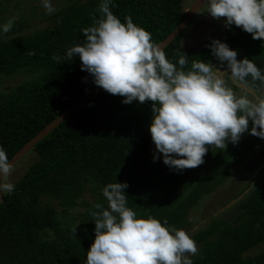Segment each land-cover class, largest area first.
Wrapping results in <instances>:
<instances>
[{
	"label": "trees",
	"instance_id": "trees-1",
	"mask_svg": "<svg viewBox=\"0 0 264 264\" xmlns=\"http://www.w3.org/2000/svg\"><path fill=\"white\" fill-rule=\"evenodd\" d=\"M53 2V13L41 11L50 28L24 34L26 27L16 23L0 34V89L2 78H23L12 91L0 92V146L9 160L97 88L81 70L78 57L72 61L63 57L68 48L83 43L81 30L100 18V0ZM184 2L113 0L110 10L122 23L131 17L159 44L184 19ZM219 40L237 51V60L248 58L264 71V42L234 25L224 27ZM180 51L189 57V65L193 60H215L208 47L189 55L181 46V35L164 50L173 63ZM53 55L61 59L53 60ZM229 86L238 93L237 85L229 82ZM262 89L264 85L255 81L246 90ZM122 99L105 91L25 155L37 159L14 184L15 190L0 198V264H85L94 240L89 213L96 203L106 206L101 189L115 181L127 182V207L139 217L167 220L168 226L185 230L192 209L226 180L232 162L241 163L245 145L262 142L246 131L243 140L228 143L223 151L206 146L209 151L196 168L173 171L152 159L148 136L152 102L123 104ZM206 164L212 168L201 172ZM209 221L192 238L198 247L193 264H264V251L247 255L264 243V182L229 221Z\"/></svg>",
	"mask_w": 264,
	"mask_h": 264
},
{
	"label": "clouds",
	"instance_id": "clouds-1",
	"mask_svg": "<svg viewBox=\"0 0 264 264\" xmlns=\"http://www.w3.org/2000/svg\"><path fill=\"white\" fill-rule=\"evenodd\" d=\"M41 3L47 13L55 11L51 0ZM110 5L114 6L113 0H100V18L81 30L83 43L68 48L63 58L78 57L92 83L123 97V104L152 102L148 131L154 162L159 154L165 166L179 172L201 165L209 151L206 146L223 151L246 131L264 140V91L249 95L229 86L231 82L243 90L255 81L264 85V71L248 58L237 60V51L216 39L206 46L220 66L226 64L225 71L200 59L189 65V57L181 51L173 63L152 42L150 32L131 17L122 23ZM204 6L213 19L224 18L226 29L234 25L264 42V0H206ZM13 23L9 19L0 24V34L8 33ZM10 162L0 146V193L15 190L8 179ZM127 187V182L115 181L101 189L106 206L96 203L89 213L94 240L85 264H193L198 247L191 234L168 226L167 220L139 217L127 207Z\"/></svg>",
	"mask_w": 264,
	"mask_h": 264
},
{
	"label": "rangeland",
	"instance_id": "rangeland-1",
	"mask_svg": "<svg viewBox=\"0 0 264 264\" xmlns=\"http://www.w3.org/2000/svg\"><path fill=\"white\" fill-rule=\"evenodd\" d=\"M61 5L66 0H60ZM194 0H185L183 9L188 11ZM60 2V3H61ZM52 6L55 4L51 0ZM31 4V6H30ZM35 8V10L33 9ZM41 11H46L42 6L41 0H9L4 2L0 0V24L13 19L14 23H19L25 26L24 34H31L35 31H40L44 28H50V22H43ZM224 18L213 19L206 12V7L203 8L197 17L187 26L181 34V46L189 55H194L211 43L212 39L219 40L222 32H224ZM221 71L226 70V64L220 66V62L216 59L211 63ZM221 74V73H218ZM23 81L22 76L2 78V94L12 91ZM246 91L249 95H259L264 89L256 92H250L246 89H239L238 93ZM150 149L154 153V145L152 144L150 134ZM246 137V136H245ZM244 135H241L240 140H243ZM239 140V141H240ZM238 141V142H239ZM248 150H247V149ZM247 150V151H246ZM244 156L241 158V163L237 164L230 160L228 163L230 167L229 176L223 182L217 185L212 193L201 199L197 206H195L188 215V228L185 229L187 233L191 234V238L199 231L203 230L209 220L220 219L229 221L235 213L238 212L239 205L247 199L256 186L264 182V140L257 146L255 143L249 147L245 145L243 152ZM249 151V152H248ZM37 157L34 154L24 156L12 169L9 181L15 184L27 170V168L36 161ZM158 162H162L157 154ZM212 168L211 164H206L201 167V172H209ZM7 193V192H4ZM4 193H0L1 195ZM264 251V243L259 244L247 253L248 256H255Z\"/></svg>",
	"mask_w": 264,
	"mask_h": 264
},
{
	"label": "water",
	"instance_id": "water-1",
	"mask_svg": "<svg viewBox=\"0 0 264 264\" xmlns=\"http://www.w3.org/2000/svg\"><path fill=\"white\" fill-rule=\"evenodd\" d=\"M206 0H194L191 4L190 8L185 14L184 19L181 23L176 27V29L163 41H161L158 45L161 49L165 50L171 43L183 33V31L187 28V26L193 21L197 15V10L199 12L206 6H204ZM105 91L101 88H96L91 93H89L86 97L72 105L69 109L63 112L60 116H58L55 120H53L50 124H48L43 130H41L33 139H31L28 143H26L10 160L13 164L12 169L15 165L28 153L30 152L40 141H42L45 137H47L52 131H54L60 124H62L65 120L70 118L75 112L84 107L85 105L90 104L95 98L100 96Z\"/></svg>",
	"mask_w": 264,
	"mask_h": 264
}]
</instances>
